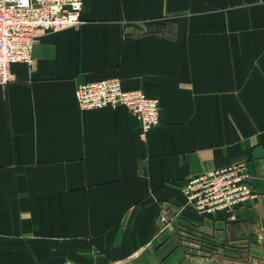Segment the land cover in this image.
Returning <instances> with one entry per match:
<instances>
[{"label":"crops","instance_id":"0c3cea01","mask_svg":"<svg viewBox=\"0 0 264 264\" xmlns=\"http://www.w3.org/2000/svg\"><path fill=\"white\" fill-rule=\"evenodd\" d=\"M0 86V264H264V0H83ZM119 77L160 103L80 108ZM247 164L254 200L205 216L185 182ZM166 212L167 222L160 217Z\"/></svg>","mask_w":264,"mask_h":264},{"label":"built area","instance_id":"2783aa9c","mask_svg":"<svg viewBox=\"0 0 264 264\" xmlns=\"http://www.w3.org/2000/svg\"><path fill=\"white\" fill-rule=\"evenodd\" d=\"M82 10L83 0H0V86L9 82L12 64L34 62V42L41 32L79 28ZM76 97L82 109L125 106L136 116L142 139L160 121L158 98L124 89L116 76L79 84ZM250 177L247 164L238 162L189 178L182 192L186 204L205 216L225 212L234 217L239 206L257 197ZM160 219L167 222L166 212Z\"/></svg>","mask_w":264,"mask_h":264}]
</instances>
